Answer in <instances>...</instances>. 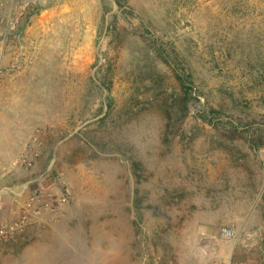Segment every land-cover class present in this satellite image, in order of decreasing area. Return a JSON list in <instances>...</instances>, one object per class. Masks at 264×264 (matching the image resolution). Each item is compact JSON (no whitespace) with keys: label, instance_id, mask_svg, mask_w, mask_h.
<instances>
[{"label":"rangeland","instance_id":"374dc122","mask_svg":"<svg viewBox=\"0 0 264 264\" xmlns=\"http://www.w3.org/2000/svg\"><path fill=\"white\" fill-rule=\"evenodd\" d=\"M262 143L264 0H0V264H264Z\"/></svg>","mask_w":264,"mask_h":264},{"label":"built area","instance_id":"2783aa9c","mask_svg":"<svg viewBox=\"0 0 264 264\" xmlns=\"http://www.w3.org/2000/svg\"><path fill=\"white\" fill-rule=\"evenodd\" d=\"M33 137L34 136L32 135L30 136L31 139ZM19 160H21L22 163L25 164V166L28 168L32 165V159L27 154L22 153L19 157ZM26 219H27V214L24 213V215L20 216V218L17 221L13 222L12 224L3 225L2 227H0V238L6 239L9 236H11L15 230L19 229L22 226V224L26 221ZM222 234L225 237L230 238L232 237L233 232L231 229L224 227L222 228ZM213 264H218V263H213Z\"/></svg>","mask_w":264,"mask_h":264},{"label":"trees","instance_id":"16d2710c","mask_svg":"<svg viewBox=\"0 0 264 264\" xmlns=\"http://www.w3.org/2000/svg\"><path fill=\"white\" fill-rule=\"evenodd\" d=\"M161 60L166 64V65H171L172 61L173 63H177V60H174L173 57L170 59V56L167 55V54H162L161 51L159 50V55H158ZM176 73H177V79L181 82L182 86H185L186 83L189 84L190 82H192V74L188 73V71H185V69H182L181 68H178V69H175ZM185 93V92H184ZM184 95V99H186V93L183 94ZM203 118L204 115H202ZM263 144V143H262ZM264 145V144H263Z\"/></svg>","mask_w":264,"mask_h":264}]
</instances>
